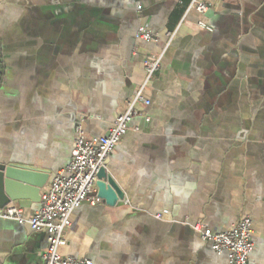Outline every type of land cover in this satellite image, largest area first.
Wrapping results in <instances>:
<instances>
[{"label": "crops", "instance_id": "crops-1", "mask_svg": "<svg viewBox=\"0 0 264 264\" xmlns=\"http://www.w3.org/2000/svg\"><path fill=\"white\" fill-rule=\"evenodd\" d=\"M189 1L0 0V163L43 168L48 182L70 159L75 125L104 134L142 81L143 58L176 30L149 105L104 167L123 200L76 207L60 255L229 264L192 226L223 231L248 215L249 261L264 264V0H203L205 14L185 15ZM140 25L158 40H137ZM11 204L26 217L39 207ZM46 246L44 231L0 218V264H41Z\"/></svg>", "mask_w": 264, "mask_h": 264}, {"label": "built area", "instance_id": "built-area-1", "mask_svg": "<svg viewBox=\"0 0 264 264\" xmlns=\"http://www.w3.org/2000/svg\"><path fill=\"white\" fill-rule=\"evenodd\" d=\"M210 9L203 0H190L185 15L190 11L205 14ZM196 25L205 30L211 27L203 20ZM176 34V30L165 33L166 42L158 54H148L143 58V79L137 84L126 106L111 122L107 131L99 136L85 135L80 121L75 125V136L69 161L52 176L41 189L38 209L26 217L21 207L7 205L0 207V218L15 220L27 224L32 230L47 234V246L40 255L41 264H92L87 258L62 256L58 248L66 243L65 231L70 225L71 212L83 202L97 203L95 195L96 175L114 151L122 136L129 130L132 120L142 115L139 106H147L150 101L145 89L160 68L161 59L167 46ZM135 38L143 42L158 40L159 36L146 25H140ZM149 117L145 116V120ZM192 229L202 240L208 241L216 253L228 252L229 264H250L249 255L254 247L252 238V219L243 216L237 223L223 231H215L204 222H197Z\"/></svg>", "mask_w": 264, "mask_h": 264}, {"label": "water", "instance_id": "water-1", "mask_svg": "<svg viewBox=\"0 0 264 264\" xmlns=\"http://www.w3.org/2000/svg\"><path fill=\"white\" fill-rule=\"evenodd\" d=\"M49 171L22 163H0V207L20 200L40 202L41 189L49 180ZM95 195L103 202L114 205L123 200L115 181L101 168L96 175Z\"/></svg>", "mask_w": 264, "mask_h": 264}]
</instances>
